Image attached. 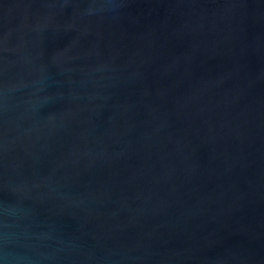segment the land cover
<instances>
[{"label": "water", "instance_id": "1", "mask_svg": "<svg viewBox=\"0 0 264 264\" xmlns=\"http://www.w3.org/2000/svg\"><path fill=\"white\" fill-rule=\"evenodd\" d=\"M0 264H264V0H0Z\"/></svg>", "mask_w": 264, "mask_h": 264}]
</instances>
